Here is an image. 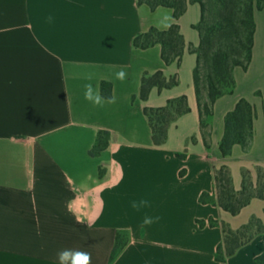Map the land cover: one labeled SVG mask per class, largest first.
Instances as JSON below:
<instances>
[{
  "label": "crops",
  "instance_id": "1",
  "mask_svg": "<svg viewBox=\"0 0 264 264\" xmlns=\"http://www.w3.org/2000/svg\"><path fill=\"white\" fill-rule=\"evenodd\" d=\"M138 1L0 0V264H58L64 248L90 253L92 264H257L264 252V197L236 215L199 201L202 193L215 194L222 166L236 192L242 172L254 185L258 169L264 176V103L248 87L249 70L234 68L233 92L214 102L206 147L196 56L187 51L198 45L192 25L199 18L182 25L192 5L186 0L177 21L185 52L179 66H166L160 46L140 50L132 41L150 28L167 29L172 11ZM120 70L124 80L116 78ZM156 71L179 83L153 88L142 101L141 78ZM87 84L99 104L85 99ZM102 84L110 85L109 98ZM181 96L189 112L168 128L164 144L154 145L143 109ZM240 99L254 110L252 140L246 151L234 145L222 157L224 117ZM140 200L149 205L137 211L131 202ZM145 216L160 220L142 231ZM253 217L263 233L218 262L223 232L207 221L238 230ZM116 238L122 247L111 258Z\"/></svg>",
  "mask_w": 264,
  "mask_h": 264
},
{
  "label": "trees",
  "instance_id": "2",
  "mask_svg": "<svg viewBox=\"0 0 264 264\" xmlns=\"http://www.w3.org/2000/svg\"><path fill=\"white\" fill-rule=\"evenodd\" d=\"M139 4L147 5L151 10L158 7L172 11L174 22L165 30L150 28L137 35L133 41L134 48L144 50L152 46H160V59L164 65L175 63L179 66L185 52V43L180 33L178 19L186 12V0H139ZM190 4L199 7L200 17L192 25L198 33V45H189L187 51L196 56L193 69V84L196 95L199 128L204 145H209L211 129L209 118L212 116L214 102L234 89L233 69L240 67L247 70L251 60L255 23L253 13L262 10V0H190ZM179 83L176 75L166 79L162 71L153 74L145 73L141 78L139 98L147 100L151 89H170ZM110 85L102 84L101 93L109 98ZM189 112L186 97L181 96L169 100L164 107L144 108L143 114L148 120L152 143L160 146L165 143L168 128L182 115ZM253 107L244 99L238 100L234 109L224 117V132L219 142L222 157L231 154L232 147L239 145L247 150L252 140ZM101 137V135H100ZM191 142L194 138L190 139ZM101 142L98 149L102 148ZM181 156V155H179ZM215 194L202 193L199 201L202 204H214L225 212L236 215L253 198L264 197V176L257 170V181L253 184L250 176L242 172V185L235 191L229 169L220 167L214 174ZM200 227L205 223L197 221ZM209 227L219 226L223 232V243L216 249L215 258L223 262L232 256L237 249L247 244L255 235L263 233L261 222L253 217L238 230H232L227 224L212 219L207 221ZM122 242L116 238L111 253L113 258ZM257 264H264V252L256 258Z\"/></svg>",
  "mask_w": 264,
  "mask_h": 264
},
{
  "label": "rangeland",
  "instance_id": "3",
  "mask_svg": "<svg viewBox=\"0 0 264 264\" xmlns=\"http://www.w3.org/2000/svg\"><path fill=\"white\" fill-rule=\"evenodd\" d=\"M263 4H264V0ZM199 18V8L197 5L192 4L189 6V11L182 18V25L186 26L193 22H197ZM255 33L253 37V47L251 60L247 70L249 74L247 80L250 81L248 84L255 88L259 99L264 103V8L255 12ZM193 34L197 35L196 31L192 30Z\"/></svg>",
  "mask_w": 264,
  "mask_h": 264
},
{
  "label": "clouds",
  "instance_id": "4",
  "mask_svg": "<svg viewBox=\"0 0 264 264\" xmlns=\"http://www.w3.org/2000/svg\"><path fill=\"white\" fill-rule=\"evenodd\" d=\"M47 19L48 22L51 23L52 17L49 16ZM116 78L119 80H124L126 78V73L123 70H120L116 73ZM85 99L90 100L95 104H99L101 101V97L98 94H93V88L91 84L85 85ZM148 205L149 202L147 200L131 202V207L137 211H140L142 208L147 207ZM159 220L160 217L152 218L145 216L140 228L142 231H144L148 226L158 222ZM56 259L58 264H92L91 254L79 249L64 248L57 252Z\"/></svg>",
  "mask_w": 264,
  "mask_h": 264
}]
</instances>
